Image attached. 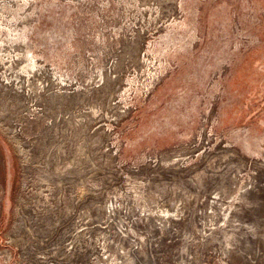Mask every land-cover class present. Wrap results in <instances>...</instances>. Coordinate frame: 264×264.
<instances>
[{
  "label": "rangeland",
  "instance_id": "1",
  "mask_svg": "<svg viewBox=\"0 0 264 264\" xmlns=\"http://www.w3.org/2000/svg\"><path fill=\"white\" fill-rule=\"evenodd\" d=\"M0 264H264V0H0Z\"/></svg>",
  "mask_w": 264,
  "mask_h": 264
}]
</instances>
